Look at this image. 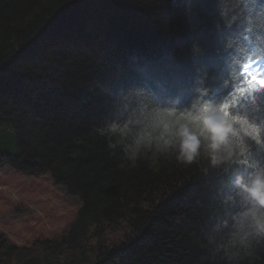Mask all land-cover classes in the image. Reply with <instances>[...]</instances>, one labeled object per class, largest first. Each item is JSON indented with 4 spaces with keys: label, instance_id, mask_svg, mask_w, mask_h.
<instances>
[{
    "label": "trees",
    "instance_id": "obj_1",
    "mask_svg": "<svg viewBox=\"0 0 264 264\" xmlns=\"http://www.w3.org/2000/svg\"><path fill=\"white\" fill-rule=\"evenodd\" d=\"M186 8L198 13L196 30ZM208 8L205 0H0V117L16 136L12 144V130L0 129V167L50 171L82 200L61 238L20 245L0 232V264H211L206 234L227 176L205 172L207 161L132 166L91 133L99 86L129 54L185 73L213 54ZM194 43L204 56L193 59Z\"/></svg>",
    "mask_w": 264,
    "mask_h": 264
},
{
    "label": "clouds",
    "instance_id": "obj_2",
    "mask_svg": "<svg viewBox=\"0 0 264 264\" xmlns=\"http://www.w3.org/2000/svg\"><path fill=\"white\" fill-rule=\"evenodd\" d=\"M218 42L203 63L176 71L131 53L99 86L100 120L91 133L112 155L139 161H207L227 176L206 234L211 264L264 259V0H205ZM190 26L198 13L185 9ZM194 43L193 59L205 55Z\"/></svg>",
    "mask_w": 264,
    "mask_h": 264
},
{
    "label": "rangeland",
    "instance_id": "obj_3",
    "mask_svg": "<svg viewBox=\"0 0 264 264\" xmlns=\"http://www.w3.org/2000/svg\"><path fill=\"white\" fill-rule=\"evenodd\" d=\"M8 123L0 117V129L12 130L13 144L15 131ZM3 138L0 135V143ZM0 151H4L1 145ZM81 206V197L57 185L50 171L31 175L12 166L0 167V232L13 243L29 245L63 237Z\"/></svg>",
    "mask_w": 264,
    "mask_h": 264
}]
</instances>
